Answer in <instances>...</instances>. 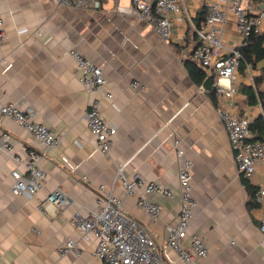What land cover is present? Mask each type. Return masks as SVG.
<instances>
[{"label":"crops","instance_id":"0c3cea01","mask_svg":"<svg viewBox=\"0 0 264 264\" xmlns=\"http://www.w3.org/2000/svg\"><path fill=\"white\" fill-rule=\"evenodd\" d=\"M187 1L195 22L200 13L206 14L203 0ZM0 10L8 34L0 43V102L35 109L38 121L61 138L47 150L16 122L3 121L1 128L13 136L14 149L0 150V264H97L95 240H84L71 218L98 206L99 187L106 185L108 194L119 166L128 176L139 173L174 191L173 199L151 196L162 207L160 219L154 220L137 206L136 198L124 196L120 183L114 185L125 211L147 226L167 264H186L169 247L166 230L181 208L176 139L194 163L198 206L192 231L209 248L208 256L195 264H264L257 200L264 189V161L250 179L238 171L217 114L219 101L214 103L186 68L199 43L186 20L174 23V36L163 41L137 18L132 0H102L97 10L59 8L52 0H0ZM225 39L240 40L233 15ZM72 49L104 69L105 90L112 99H102V112L117 129L108 155L88 130L85 116L95 95L84 88L69 55ZM261 68L258 63L239 72L233 105L236 114L252 120L263 109L249 104L247 89H255ZM134 82L140 83L138 90L132 89ZM260 89L264 91V81ZM31 149L43 153L41 167L47 173L44 188L32 200L11 193V173L24 170ZM244 180L255 190L253 206ZM56 187L67 193L70 205L43 209ZM69 239L78 243L81 255H60Z\"/></svg>","mask_w":264,"mask_h":264},{"label":"built area","instance_id":"2783aa9c","mask_svg":"<svg viewBox=\"0 0 264 264\" xmlns=\"http://www.w3.org/2000/svg\"><path fill=\"white\" fill-rule=\"evenodd\" d=\"M59 8L100 9L102 0H52ZM135 15L148 23L163 41L174 36V23L187 21L199 41L192 50L191 59L205 71L206 79H211L220 107L217 114L221 120L234 152L238 171L245 179L253 177L257 167L264 161V141L255 140L250 125L252 118L233 111L235 98L239 95V72L244 56L242 48L247 46L253 34L264 32V0H203L206 14L197 25L196 15L187 0H132ZM230 15L234 16L240 40L226 41V26ZM3 14L0 10V43L8 39L4 29ZM84 88L95 98L90 102L85 120L91 137L104 155L110 154L117 129L103 116L102 99H112L105 90L104 69L85 57L76 49L69 51ZM138 90L140 83L131 84ZM203 87V86H202ZM203 89H205L203 87ZM206 91V90H205ZM4 120H12L28 131L44 149L50 150L61 143V138L51 128L38 121V113L33 108H22L17 103L0 102V150L12 152L14 138L3 130ZM174 149L181 161L178 168L181 208L177 221L167 225L168 245L186 264H195L209 254L203 237L192 231V223L198 203L194 197V163L185 157L182 141L176 139ZM44 155L31 149L28 152L24 170H13L11 193L35 199L44 188L47 173L41 167ZM120 183L124 196L136 198L137 206L152 219L158 220L162 207L151 196L174 198V191L145 176L134 173L128 176L124 166L117 167L111 190L101 185L98 189V206L88 211H77L71 223L77 227L86 241L95 240L97 264H167L161 248L151 237L147 226L129 215L124 208V200L114 194V185ZM260 204L259 229L264 233V189L258 193ZM71 203L67 193L56 187L47 198L43 209L49 205L59 208ZM70 253L81 255L83 251L73 239H69L60 249V255Z\"/></svg>","mask_w":264,"mask_h":264},{"label":"trees","instance_id":"16d2710c","mask_svg":"<svg viewBox=\"0 0 264 264\" xmlns=\"http://www.w3.org/2000/svg\"><path fill=\"white\" fill-rule=\"evenodd\" d=\"M205 12L199 14L196 24L199 25L203 20ZM244 61L241 64L240 71L245 72L248 65L252 68H256L257 64H262L261 74L255 79V89L248 87V99L250 105H260L263 109V114L252 120L250 125L253 138L255 140L264 141V91L260 89L261 84L264 81V32L253 34L249 40L247 46L242 48ZM186 68L190 74L191 79L199 86H203L210 97L216 103V91L213 88V82L211 79H206L204 69L194 61H188ZM251 194L250 206H253L252 197L255 196V190L248 184L246 180L243 181Z\"/></svg>","mask_w":264,"mask_h":264}]
</instances>
